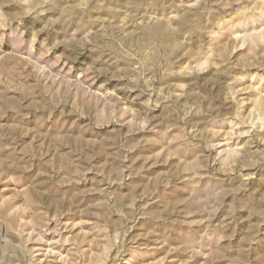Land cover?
Segmentation results:
<instances>
[{
    "label": "rangeland",
    "instance_id": "obj_1",
    "mask_svg": "<svg viewBox=\"0 0 264 264\" xmlns=\"http://www.w3.org/2000/svg\"><path fill=\"white\" fill-rule=\"evenodd\" d=\"M0 264H264V0H0Z\"/></svg>",
    "mask_w": 264,
    "mask_h": 264
}]
</instances>
